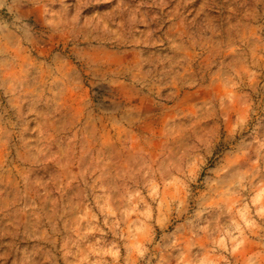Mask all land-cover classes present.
<instances>
[{
	"label": "rangeland",
	"instance_id": "obj_1",
	"mask_svg": "<svg viewBox=\"0 0 264 264\" xmlns=\"http://www.w3.org/2000/svg\"><path fill=\"white\" fill-rule=\"evenodd\" d=\"M0 264H264V0H0Z\"/></svg>",
	"mask_w": 264,
	"mask_h": 264
}]
</instances>
